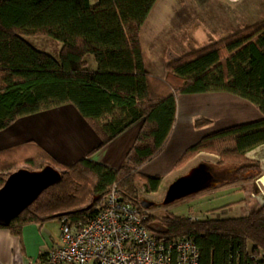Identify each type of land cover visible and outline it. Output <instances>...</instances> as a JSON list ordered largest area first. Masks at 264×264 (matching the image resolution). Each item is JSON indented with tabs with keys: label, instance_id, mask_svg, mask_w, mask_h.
I'll return each mask as SVG.
<instances>
[{
	"label": "trees",
	"instance_id": "obj_1",
	"mask_svg": "<svg viewBox=\"0 0 264 264\" xmlns=\"http://www.w3.org/2000/svg\"><path fill=\"white\" fill-rule=\"evenodd\" d=\"M157 1L0 0V131L21 117L72 105L100 138L98 150L142 121L118 170L88 159L63 166L32 144L0 151V188L20 164L36 171L58 165L63 172L60 183L5 228L13 235L25 225L62 217L90 221L104 209L113 184L135 203L140 189L156 193L161 178L140 169L166 146L180 95L227 93L262 118L204 137L174 170L202 152L219 156V168L233 162L254 166L246 154L264 146V20L170 62L160 79L147 71L140 39ZM30 37L58 42V58L34 48ZM209 123L197 119L194 126ZM225 210L204 220L168 215L156 226L147 216L144 224L164 241L190 239L199 264H264V204L239 218H222Z\"/></svg>",
	"mask_w": 264,
	"mask_h": 264
},
{
	"label": "crops",
	"instance_id": "obj_2",
	"mask_svg": "<svg viewBox=\"0 0 264 264\" xmlns=\"http://www.w3.org/2000/svg\"><path fill=\"white\" fill-rule=\"evenodd\" d=\"M161 2L162 0H158L152 8L143 25L146 29L151 27L146 25L150 18L151 22L160 20L161 13L153 15V12L157 10V5ZM169 28L165 18L156 27L154 39L149 41L151 37H147L148 45L155 43V46L151 47L158 54L162 55L163 51L162 44L160 45L161 33ZM174 49L176 48L171 50ZM167 50L165 49L164 53ZM172 51L168 55L177 56ZM167 64L165 71L158 74H152L153 72H150L147 66L146 69L151 75L165 79ZM176 106V121L166 146L158 156L140 169V173L144 176L161 178V184L176 172L175 164L182 155L204 137L231 126L262 118L252 105L227 93L180 95ZM197 119H205L210 123L196 128L194 122ZM141 126L142 121L132 124L110 143L96 150L100 145L98 135L74 106L65 105L21 117L0 131V151L32 144L34 149L42 150L63 166L70 167L83 159H88L106 168L118 170L125 162L126 155ZM59 244L60 222L57 219L43 224L25 225L21 228L19 235H13L9 230L0 228V264H40L44 261L46 252Z\"/></svg>",
	"mask_w": 264,
	"mask_h": 264
},
{
	"label": "rangeland",
	"instance_id": "obj_3",
	"mask_svg": "<svg viewBox=\"0 0 264 264\" xmlns=\"http://www.w3.org/2000/svg\"><path fill=\"white\" fill-rule=\"evenodd\" d=\"M160 13V20L151 22L150 18L146 25L151 27L147 26L149 29H146L142 26L140 33L145 63L150 72H153L152 74L165 71L168 62L200 50L211 42H219L264 20V0H162L153 15ZM165 18L170 28L161 33L160 45L162 44L161 50H163L161 55L151 47L155 43L148 45L147 37H151L149 41L154 39L156 27ZM27 39L37 50L58 58L61 47L58 42L46 37ZM164 48L169 50L164 53ZM172 48L176 49L172 51ZM171 51L177 56L170 55V57L168 54ZM246 159L254 166L249 164L245 167L233 162L225 168H219L217 166L219 156L202 152L201 155H197L179 169L174 170L176 172L161 184L157 193L147 194L140 189L139 201L136 203L142 204V201H146L154 204L148 209L144 208L147 216L154 218L152 222L156 223L153 224L154 226L160 224V220L168 215L200 220L216 218L222 214L220 210L224 207L226 210L222 218H239L264 204V189L258 186V177L264 172V146L247 153ZM201 163L209 166L219 179L214 186L171 205L163 206L162 202L168 187L178 177ZM47 166L63 174L58 165L48 164ZM19 169L36 171L27 164H20L15 171Z\"/></svg>",
	"mask_w": 264,
	"mask_h": 264
},
{
	"label": "built area",
	"instance_id": "obj_4",
	"mask_svg": "<svg viewBox=\"0 0 264 264\" xmlns=\"http://www.w3.org/2000/svg\"><path fill=\"white\" fill-rule=\"evenodd\" d=\"M141 205L124 200L113 184L103 197L104 209L90 221L59 219L60 244L40 264H199L190 239L164 241L147 229Z\"/></svg>",
	"mask_w": 264,
	"mask_h": 264
},
{
	"label": "water",
	"instance_id": "obj_5",
	"mask_svg": "<svg viewBox=\"0 0 264 264\" xmlns=\"http://www.w3.org/2000/svg\"><path fill=\"white\" fill-rule=\"evenodd\" d=\"M61 179V174L51 166L39 171L19 169L8 175L0 188V227H8L45 191L60 183ZM214 184L212 169L206 164H198L168 187L162 205L168 206L199 194L212 188ZM153 205L151 202L142 201V207L145 209Z\"/></svg>",
	"mask_w": 264,
	"mask_h": 264
},
{
	"label": "bare ground",
	"instance_id": "obj_6",
	"mask_svg": "<svg viewBox=\"0 0 264 264\" xmlns=\"http://www.w3.org/2000/svg\"><path fill=\"white\" fill-rule=\"evenodd\" d=\"M259 185L262 187V189H264V172L261 175V178H259V180H258V186Z\"/></svg>",
	"mask_w": 264,
	"mask_h": 264
},
{
	"label": "flooded vegetation",
	"instance_id": "obj_7",
	"mask_svg": "<svg viewBox=\"0 0 264 264\" xmlns=\"http://www.w3.org/2000/svg\"><path fill=\"white\" fill-rule=\"evenodd\" d=\"M212 174L214 175L215 182H217V180H219V179H217V176H216V174H215V173H213V171H212Z\"/></svg>",
	"mask_w": 264,
	"mask_h": 264
}]
</instances>
